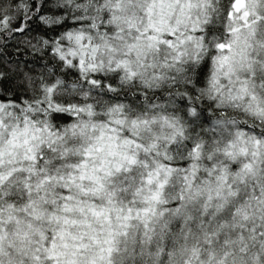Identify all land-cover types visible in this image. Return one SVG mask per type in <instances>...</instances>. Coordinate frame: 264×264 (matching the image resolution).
I'll list each match as a JSON object with an SVG mask.
<instances>
[{
	"label": "snow or ice",
	"instance_id": "snow-or-ice-1",
	"mask_svg": "<svg viewBox=\"0 0 264 264\" xmlns=\"http://www.w3.org/2000/svg\"><path fill=\"white\" fill-rule=\"evenodd\" d=\"M0 264H264V0H0Z\"/></svg>",
	"mask_w": 264,
	"mask_h": 264
}]
</instances>
